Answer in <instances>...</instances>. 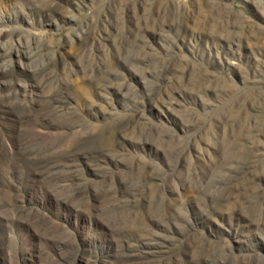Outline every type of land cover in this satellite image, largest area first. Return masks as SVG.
<instances>
[{"label":"rangeland","instance_id":"obj_1","mask_svg":"<svg viewBox=\"0 0 264 264\" xmlns=\"http://www.w3.org/2000/svg\"><path fill=\"white\" fill-rule=\"evenodd\" d=\"M0 20L43 42L52 87H71L63 113L120 137L116 162L82 167L89 196L69 213L32 185L52 210L23 208L0 177V264H264V0H0ZM111 71L115 88L96 90ZM150 237L154 254L124 260L121 243Z\"/></svg>","mask_w":264,"mask_h":264},{"label":"bare ground","instance_id":"obj_2","mask_svg":"<svg viewBox=\"0 0 264 264\" xmlns=\"http://www.w3.org/2000/svg\"><path fill=\"white\" fill-rule=\"evenodd\" d=\"M9 21L18 24V20H0V167L4 168L0 177L3 184L11 180L9 182H13L14 187L23 189L27 194L28 185L37 186L45 193L55 192L56 196L61 194V197L55 196V206L69 213L73 206L71 203L75 202L78 195L82 194L85 198L89 196L79 183L82 181V167L89 162L97 163V166L116 162L112 152L114 153V145L119 143V130L116 126L97 128L84 116L63 113L70 104V84L54 80L53 77L55 86L52 87L51 75L40 66V55L45 45L40 39L31 36V32L23 26L12 29V26L7 25ZM25 22L30 24V20ZM15 59L24 65L27 62L29 66L17 71ZM120 77V72H108L106 76L101 75L93 81L94 84L96 82L94 87L96 90L103 88L101 91L111 92L115 88L114 82L119 81ZM98 79L101 81H97ZM47 84L51 90L46 93ZM48 130L56 132L60 137L52 139L54 141L41 139ZM8 163L12 165H7ZM25 174L26 182L23 185L20 177ZM14 175L17 177L16 181ZM68 188L71 191L63 197V189ZM135 190L136 185L131 182L130 185L124 184L122 192L126 196ZM15 201L21 202L23 208L26 202L38 201L52 210L44 199L34 200L33 196L29 200L27 197L24 199V196H16ZM6 206L0 194V213ZM43 218H34L32 223L34 226L40 225ZM128 221L129 219L120 218L116 222L125 224ZM45 230L48 235L49 230ZM154 241L156 239L150 237L141 239L135 246L121 243L118 247L131 251L124 258L125 261L140 260L158 249L160 244ZM61 242L65 243L64 240ZM134 252L136 253L133 254Z\"/></svg>","mask_w":264,"mask_h":264}]
</instances>
